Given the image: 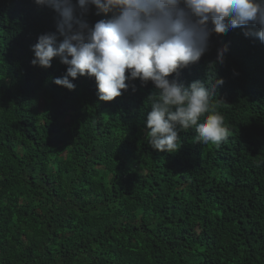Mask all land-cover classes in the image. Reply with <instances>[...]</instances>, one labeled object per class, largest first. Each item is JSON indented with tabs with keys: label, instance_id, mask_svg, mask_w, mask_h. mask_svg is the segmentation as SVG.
Returning a JSON list of instances; mask_svg holds the SVG:
<instances>
[{
	"label": "trees",
	"instance_id": "trees-1",
	"mask_svg": "<svg viewBox=\"0 0 264 264\" xmlns=\"http://www.w3.org/2000/svg\"><path fill=\"white\" fill-rule=\"evenodd\" d=\"M55 16L0 0V264H264V43L241 27L213 33L169 77L222 79L212 106L231 132L215 145L180 130L170 154L149 144L151 82L105 102L94 78L53 83L66 72L58 59L31 64Z\"/></svg>",
	"mask_w": 264,
	"mask_h": 264
},
{
	"label": "clouds",
	"instance_id": "clouds-1",
	"mask_svg": "<svg viewBox=\"0 0 264 264\" xmlns=\"http://www.w3.org/2000/svg\"><path fill=\"white\" fill-rule=\"evenodd\" d=\"M56 16V30L38 36L31 46L33 66L49 68L54 58L66 66L53 83L74 90L79 76L94 78L100 101H112L132 87L151 82L147 113L152 149L170 154L181 147L180 130L194 128L196 141L219 145L231 134L223 115L212 106L218 80L209 88L201 80L187 86L169 77L197 63L210 37L241 27L246 37L264 43V0H34ZM101 19L89 24L92 8ZM227 45L217 49L224 63ZM127 81V83H126ZM207 115L205 116V114ZM205 118L201 121V117Z\"/></svg>",
	"mask_w": 264,
	"mask_h": 264
}]
</instances>
